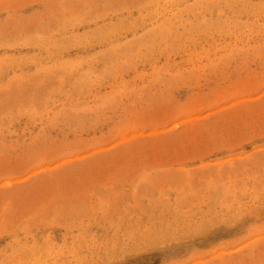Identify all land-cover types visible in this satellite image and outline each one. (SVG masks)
Here are the masks:
<instances>
[{
	"label": "rangeland",
	"instance_id": "1",
	"mask_svg": "<svg viewBox=\"0 0 264 264\" xmlns=\"http://www.w3.org/2000/svg\"><path fill=\"white\" fill-rule=\"evenodd\" d=\"M0 264H264V0H0Z\"/></svg>",
	"mask_w": 264,
	"mask_h": 264
}]
</instances>
